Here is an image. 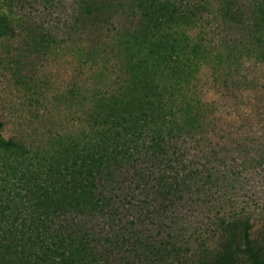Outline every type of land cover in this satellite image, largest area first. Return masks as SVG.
<instances>
[{"label": "trees", "instance_id": "obj_1", "mask_svg": "<svg viewBox=\"0 0 264 264\" xmlns=\"http://www.w3.org/2000/svg\"><path fill=\"white\" fill-rule=\"evenodd\" d=\"M71 7L51 108L0 123V264H264V0Z\"/></svg>", "mask_w": 264, "mask_h": 264}, {"label": "rangeland", "instance_id": "obj_2", "mask_svg": "<svg viewBox=\"0 0 264 264\" xmlns=\"http://www.w3.org/2000/svg\"><path fill=\"white\" fill-rule=\"evenodd\" d=\"M5 11L18 23L15 30L0 35V123L4 137H17L21 127L39 122L51 108L57 85L65 84L69 54L66 43L71 0H0ZM54 35L60 40L53 48ZM259 85L251 95L264 94V70L253 68ZM222 82V79H221ZM210 92L240 93L234 85H208ZM239 91V92H238ZM264 105V102H262ZM256 182V179H255Z\"/></svg>", "mask_w": 264, "mask_h": 264}]
</instances>
